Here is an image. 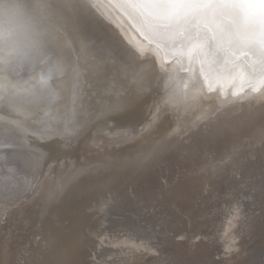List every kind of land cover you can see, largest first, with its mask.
<instances>
[{"label":"bare ground","instance_id":"6f19581e","mask_svg":"<svg viewBox=\"0 0 264 264\" xmlns=\"http://www.w3.org/2000/svg\"><path fill=\"white\" fill-rule=\"evenodd\" d=\"M87 2L94 6L77 22L65 19L54 25V70H43L49 64V56L44 55L40 66L19 81L24 89H46L43 98L31 108L0 110V145H11L0 150V220L9 214H21L16 224L18 228L26 226L25 252L32 256L31 260L29 255L24 256L25 264H62L69 259L70 245L77 241L88 209L100 206L114 193L129 202L137 193L151 195L160 175L165 178L167 169L184 163L180 158L184 149L201 150V157L220 151L221 158H226L243 144L242 140L237 143L238 138L248 135L245 118L232 119L231 123L215 118L230 113L234 104L231 98L225 97L224 102L220 99L215 111L207 112L223 94L218 93V85L209 82L204 83L201 96L192 104L189 117L194 122L185 125L188 130L168 138L155 137L187 112L192 90L204 78L197 58L182 59L175 50L149 44L119 7V0ZM42 77L47 85L41 84ZM242 79L240 75L232 93L250 99L264 93V86L259 84L241 88ZM254 87L259 91H253ZM242 104L231 111L243 109V116L251 118L248 122L263 140L264 107ZM200 120L203 122L197 125ZM126 160L128 163L123 164ZM183 182V176L177 180L178 185ZM128 183L135 188L133 195L122 189ZM172 186L160 193L170 191ZM135 239L132 237V241Z\"/></svg>","mask_w":264,"mask_h":264},{"label":"rangeland","instance_id":"374dc122","mask_svg":"<svg viewBox=\"0 0 264 264\" xmlns=\"http://www.w3.org/2000/svg\"><path fill=\"white\" fill-rule=\"evenodd\" d=\"M77 19L68 18L69 22H77ZM208 78L207 80L202 77L203 80H198L195 89L192 90L187 112L176 118L175 123L160 130L155 137L168 138L188 130L185 125L194 122L193 118L189 117L192 104L201 96L204 83L218 85L220 87L218 93L223 92L207 110L208 113L215 111L217 108L215 104L220 105L221 101H225V97L226 100L229 98L233 100V106L238 104L241 107L242 103H251L261 104L264 107V93L252 99L232 93L231 88L233 84L239 82L240 75L233 74L218 78L213 74ZM220 99L222 100L219 101ZM233 106L231 110L236 108ZM231 110L228 114L218 113L215 118L222 123H231L232 119L234 121L246 119L245 134L248 135L238 138L237 143L240 144L242 140L243 144L237 146L235 153L221 158L220 151H212L208 157H201L199 156L201 150L184 149L183 153H180L181 161L184 163L169 167L165 178L160 175L158 179L160 184L155 187L157 193L151 195L144 192L137 193L130 202L114 193L113 198L102 201V204L96 208L88 209V219L79 230L78 236L76 235L77 241L70 245L72 246L70 258L67 257L66 262L62 264H264L262 258L264 257V138L261 140L258 132L254 130L255 126L248 122L251 118L243 116V109L238 113ZM164 115L169 119L168 112H164ZM202 122L203 120H200L197 125ZM192 127L195 125L193 124ZM226 138L227 136L224 137ZM258 139L261 143L256 141ZM210 143L218 146L214 140ZM210 143L206 146L208 147ZM122 162L127 164L128 160ZM107 173L109 172H105ZM182 176L184 182L178 185L177 180ZM129 184H125L122 189L133 195L135 188ZM171 186L174 190L160 193V190ZM152 196H155L157 201ZM101 197L102 195L99 194L98 198ZM152 199H155L156 205ZM241 211L242 214L239 215ZM233 212L236 214L234 215ZM20 217V213L9 214L0 220V264H25L24 256L29 255V252H25L27 228L26 226L18 228L20 225L16 224ZM226 222L230 223L229 226ZM127 235L131 236L130 240L127 239ZM132 237L135 242L132 241ZM142 240L144 241L141 243ZM142 244L147 248L141 247ZM134 246L141 250L135 249ZM134 249L138 250V254L133 251ZM3 256L5 260H2ZM29 259H32L31 255Z\"/></svg>","mask_w":264,"mask_h":264},{"label":"snow or ice","instance_id":"6c2138e0","mask_svg":"<svg viewBox=\"0 0 264 264\" xmlns=\"http://www.w3.org/2000/svg\"><path fill=\"white\" fill-rule=\"evenodd\" d=\"M92 6L87 0H44L40 7L56 25L83 16ZM119 7L149 44L175 50L182 59L195 56L205 79L238 74L243 77L241 88L264 86V0H119ZM55 54L49 45L45 55ZM34 69L10 75L11 83L0 88V110L31 108L43 98L46 89L19 85ZM47 83L42 77L41 84ZM9 147L4 143L0 150Z\"/></svg>","mask_w":264,"mask_h":264},{"label":"clouds","instance_id":"9594fccd","mask_svg":"<svg viewBox=\"0 0 264 264\" xmlns=\"http://www.w3.org/2000/svg\"><path fill=\"white\" fill-rule=\"evenodd\" d=\"M44 0H0V88L11 83L10 75L39 67L41 57L53 45L54 25L45 18ZM57 61L49 56L43 70H54Z\"/></svg>","mask_w":264,"mask_h":264}]
</instances>
